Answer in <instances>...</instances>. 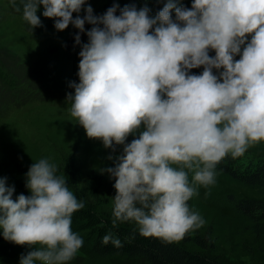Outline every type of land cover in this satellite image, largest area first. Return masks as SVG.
<instances>
[{
  "label": "clouds",
  "instance_id": "1",
  "mask_svg": "<svg viewBox=\"0 0 264 264\" xmlns=\"http://www.w3.org/2000/svg\"><path fill=\"white\" fill-rule=\"evenodd\" d=\"M41 6L56 31L78 30L79 82L65 100L86 137L110 150L101 171L114 180L113 226L132 221L144 238L179 242L205 223L187 202L215 184L216 165L264 142V0H165L155 15L134 3L94 15L87 0H25L32 30ZM57 172L33 163L30 195L15 199L0 177V235L32 249L19 264H68L84 244L71 228L84 203ZM101 243L123 247L111 233Z\"/></svg>",
  "mask_w": 264,
  "mask_h": 264
},
{
  "label": "rangeland",
  "instance_id": "2",
  "mask_svg": "<svg viewBox=\"0 0 264 264\" xmlns=\"http://www.w3.org/2000/svg\"><path fill=\"white\" fill-rule=\"evenodd\" d=\"M185 1L188 0L180 3ZM24 2L0 0V177L7 178V185H14L13 199L20 194L15 186L18 165L29 169L44 158L58 167L73 154L85 173H102L103 159L110 154L101 141L86 137L83 128L70 116V102L65 100L66 94L74 91L70 83L79 82L80 49L73 53L65 49L72 26L56 31L54 24L41 15V6L37 15L42 27L32 30L22 19ZM87 4L94 13L102 6L99 2ZM83 14L82 11L80 15ZM120 151L121 146H117L116 154ZM258 156L264 157V142L249 147L241 156V163L255 162ZM215 172V184L198 187V194L188 201L190 209L198 212L205 223L186 236L203 238L208 251L233 264H264V237H254L251 223L234 206L242 197L264 199V191ZM193 174L189 173L190 181ZM105 183L110 185L108 179ZM112 206L113 198L102 210L111 212ZM129 224L137 227L135 222ZM5 245L14 246L16 253L14 257L0 256V264H19L21 254L32 250L0 235V247ZM185 245L192 251L200 250L191 241ZM68 264L138 263L117 257L98 259L84 242Z\"/></svg>",
  "mask_w": 264,
  "mask_h": 264
},
{
  "label": "trees",
  "instance_id": "3",
  "mask_svg": "<svg viewBox=\"0 0 264 264\" xmlns=\"http://www.w3.org/2000/svg\"><path fill=\"white\" fill-rule=\"evenodd\" d=\"M87 2H99L101 9L94 15H102L113 3L119 8L128 4H135L139 9L147 5L151 10L150 15H155L162 7L165 0H87ZM192 0L183 2L185 7L191 6ZM117 9V15L119 14ZM76 14L74 13L73 16ZM54 24L53 19L46 18ZM92 25L85 24V33ZM77 29L72 27L71 36L67 39L65 49L67 52H76L80 45L75 44ZM85 33H80L81 44L87 42ZM214 55V52H210ZM239 59V56L236 57ZM201 68L190 70L192 74L202 72ZM133 137L129 136L127 142ZM113 161L103 159V168L112 167ZM57 175L66 179L69 189L78 200L84 203V207L72 215V231L88 243L93 256L98 259L122 258L135 261L138 264H233L224 257L211 253L206 249L205 240L199 236L185 237L179 242L165 243L157 238H144L138 234L137 227L129 222H117L112 224V210L105 212L103 206L110 205V199L114 197V180L107 173H85L77 163L73 154L67 156L57 167ZM216 171L227 175L231 179L251 188L264 191V157L258 156L255 162L247 165L241 163V156L232 158L225 157L216 165ZM28 171L24 166L16 168L15 186L20 194L30 195L25 187V173ZM109 181L106 186L105 180ZM189 205V202H187ZM235 210L251 223V231L256 239L264 237V199L242 197L235 201ZM111 233L114 238L121 240L123 247L116 248L111 243L103 245L102 237ZM189 233V232H188ZM193 242L200 250L192 251L186 247L187 242ZM16 250L12 245L0 247V256L14 257Z\"/></svg>",
  "mask_w": 264,
  "mask_h": 264
}]
</instances>
